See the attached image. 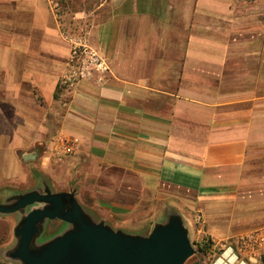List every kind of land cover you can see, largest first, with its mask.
<instances>
[{"label": "crops", "instance_id": "1", "mask_svg": "<svg viewBox=\"0 0 264 264\" xmlns=\"http://www.w3.org/2000/svg\"><path fill=\"white\" fill-rule=\"evenodd\" d=\"M106 4L82 39L108 69L68 85L50 0H0V187L65 131L81 141L66 179L114 229L174 198L216 244L264 231V0Z\"/></svg>", "mask_w": 264, "mask_h": 264}, {"label": "water", "instance_id": "2", "mask_svg": "<svg viewBox=\"0 0 264 264\" xmlns=\"http://www.w3.org/2000/svg\"><path fill=\"white\" fill-rule=\"evenodd\" d=\"M28 207L33 209L16 227L18 244L8 254L23 264H185L195 253L189 229L174 211L149 234H128L102 220L95 221L75 192L53 193L45 187L0 204V213L12 214ZM57 219L67 223L65 232L38 244L46 223Z\"/></svg>", "mask_w": 264, "mask_h": 264}, {"label": "rangeland", "instance_id": "3", "mask_svg": "<svg viewBox=\"0 0 264 264\" xmlns=\"http://www.w3.org/2000/svg\"><path fill=\"white\" fill-rule=\"evenodd\" d=\"M54 13L61 22L62 29L74 36L83 37L87 28L95 23L100 22L110 16L111 11L107 6L108 0H53ZM104 5V6H103ZM37 166H30L27 170L28 180L15 184H8L0 187V204L9 202L11 198L31 192L33 190H41L48 187L53 193L57 192H75L76 198L79 200L83 198L86 193L85 184L76 180L66 179L65 161L49 162L45 159L46 151L40 149L36 151ZM39 158V159H38ZM82 194V195H80ZM82 196V197H81ZM159 210L152 212L147 217H136L132 228H126L124 232L128 234L147 235L152 230L153 224L157 221H163L170 211L179 213L185 225L188 226L190 233V241L195 250L185 264H211L213 257L208 255L207 251L201 249L200 242L204 236L199 230L201 229V218L198 219L199 214L191 209L184 207L174 198H167L161 202L156 203ZM37 204L35 207H38ZM85 211L90 212L94 220L99 222L100 219L96 217L92 211L85 205H82ZM33 208L28 207L23 211L12 214L0 213V264H23L19 260H14L8 256L9 252L13 250L18 244V238L15 235V229L22 220ZM198 219V220H197ZM109 224V223H107ZM67 223L60 220L48 221L45 225L43 235L38 239L37 243L50 241L51 239L62 235L66 230ZM221 255H218V258ZM258 264H264V257Z\"/></svg>", "mask_w": 264, "mask_h": 264}, {"label": "built area", "instance_id": "4", "mask_svg": "<svg viewBox=\"0 0 264 264\" xmlns=\"http://www.w3.org/2000/svg\"><path fill=\"white\" fill-rule=\"evenodd\" d=\"M50 2L54 3L53 0ZM70 41L72 42V69L66 78V84L74 85L90 78L95 72L108 69L106 61L82 37L72 36ZM80 151V139L75 135L60 131L50 142L47 158L49 162L58 163L75 156ZM200 246L201 249L209 246L207 253L214 258L211 264H258L264 257V231H252L220 245L203 237ZM218 255L221 257L218 258Z\"/></svg>", "mask_w": 264, "mask_h": 264}, {"label": "trees", "instance_id": "5", "mask_svg": "<svg viewBox=\"0 0 264 264\" xmlns=\"http://www.w3.org/2000/svg\"><path fill=\"white\" fill-rule=\"evenodd\" d=\"M202 250H204V251L209 250V246L204 247Z\"/></svg>", "mask_w": 264, "mask_h": 264}, {"label": "flooded vegetation", "instance_id": "6", "mask_svg": "<svg viewBox=\"0 0 264 264\" xmlns=\"http://www.w3.org/2000/svg\"><path fill=\"white\" fill-rule=\"evenodd\" d=\"M63 222V221H62Z\"/></svg>", "mask_w": 264, "mask_h": 264}]
</instances>
